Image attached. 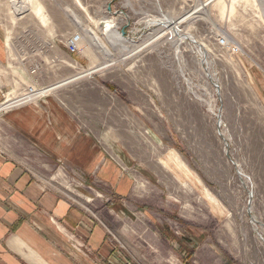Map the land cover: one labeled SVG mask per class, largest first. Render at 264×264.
I'll use <instances>...</instances> for the list:
<instances>
[{"label":"rangeland","instance_id":"1","mask_svg":"<svg viewBox=\"0 0 264 264\" xmlns=\"http://www.w3.org/2000/svg\"><path fill=\"white\" fill-rule=\"evenodd\" d=\"M206 1L0 0V84L46 89L87 73L27 106L57 98L88 137L87 161L101 153L125 184L87 177L84 202L68 161L7 139L129 264H264V0H214L172 39L163 23ZM17 2L33 9L17 16ZM104 21L132 45L111 44Z\"/></svg>","mask_w":264,"mask_h":264},{"label":"crops","instance_id":"2","mask_svg":"<svg viewBox=\"0 0 264 264\" xmlns=\"http://www.w3.org/2000/svg\"><path fill=\"white\" fill-rule=\"evenodd\" d=\"M80 78L57 83L54 91ZM64 110L52 97L0 118V128L7 132L0 134V264H129L111 249L105 226L87 213V206L48 187L8 141L18 135L68 161L80 175L84 202L87 177L112 186L125 184L117 166L101 153L87 161L88 137L77 128L76 116Z\"/></svg>","mask_w":264,"mask_h":264},{"label":"bare ground","instance_id":"3","mask_svg":"<svg viewBox=\"0 0 264 264\" xmlns=\"http://www.w3.org/2000/svg\"><path fill=\"white\" fill-rule=\"evenodd\" d=\"M212 1H214V0H208L205 3L198 5L196 7V9H194L191 13L185 15L184 17L180 18L179 20L166 21L165 23H163V28L168 30V33L170 34V36L172 34V37H173L172 39L183 40V39L187 38V37H184V35H182L181 30H180V24L182 22H184L185 20H187L189 17L197 14L198 12L200 13V11L201 12L205 11L206 10L205 8ZM32 9H33V6L31 4L25 5L24 2L23 3H18L17 2V4H14L13 7H12L13 12L17 16H21L24 13L30 12ZM77 23L80 24V22L78 20H77ZM103 23L105 24L104 29L106 31V34H107L111 44L115 45L116 43L119 42V43H122L123 45H132L133 42L130 39L125 38L121 33H119L117 31L116 26H114V24H112L113 22L111 23V22H108V21H104ZM86 34H90L91 35V39L93 40L92 42H94L95 44L100 46L102 49H105V47L101 45V43H100L99 39L97 38V36L94 35L95 33H93L91 30L87 29V33ZM80 38L82 40L81 35H80ZM105 65H107V64H104L103 66H105ZM103 66L101 65L99 67H96V69H94V70H92L90 72L93 73L95 71L100 70V68L104 69L105 67H103ZM85 76H87V73H84L82 75H78L77 78L85 77ZM75 80L76 79H74L73 81H75ZM66 82H67V80H66ZM58 85L59 84L48 87V89H47L48 92L49 93L54 92V90L57 89Z\"/></svg>","mask_w":264,"mask_h":264},{"label":"built area","instance_id":"4","mask_svg":"<svg viewBox=\"0 0 264 264\" xmlns=\"http://www.w3.org/2000/svg\"><path fill=\"white\" fill-rule=\"evenodd\" d=\"M80 35H74L70 38L67 43L69 51L75 55L79 52L81 45ZM238 51V49H236ZM36 71L34 70L33 73ZM48 88H38L35 85L27 86L18 92L5 91L3 85L0 84V117L7 114L8 112L14 111L16 109L25 107L27 105L38 102L49 92Z\"/></svg>","mask_w":264,"mask_h":264}]
</instances>
